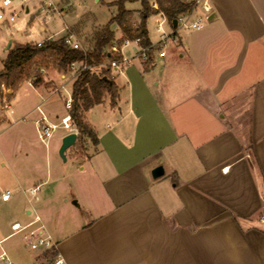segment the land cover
Masks as SVG:
<instances>
[{
  "label": "crops",
  "instance_id": "1",
  "mask_svg": "<svg viewBox=\"0 0 264 264\" xmlns=\"http://www.w3.org/2000/svg\"><path fill=\"white\" fill-rule=\"evenodd\" d=\"M209 6L164 74L126 60L117 106L85 113L97 142L70 152L91 171L73 194L86 215L55 241L67 264H264V0Z\"/></svg>",
  "mask_w": 264,
  "mask_h": 264
},
{
  "label": "rangeland",
  "instance_id": "2",
  "mask_svg": "<svg viewBox=\"0 0 264 264\" xmlns=\"http://www.w3.org/2000/svg\"><path fill=\"white\" fill-rule=\"evenodd\" d=\"M12 1V5L7 8L0 4V14L8 16L16 12L19 16L13 24L0 20V72L3 70L7 52L14 44L31 42L39 44L46 40L72 36L83 50H92L96 32L118 13L117 7L110 6L115 0H53L56 9L51 13H47L46 0ZM126 8L134 12L133 23L140 25L142 14L140 3H128ZM113 28L116 29V39H120L121 31L115 25ZM147 28L152 44L159 46L161 34L157 28L156 16L148 19ZM165 30L169 34L173 33L170 26H165ZM190 31L193 30L181 29L175 37L167 40L166 57H160L159 51L156 50L152 74L159 77L166 72L165 62L176 54L172 45L179 37L185 38ZM10 41L14 44L8 48ZM111 46L117 45L111 44L108 49H111ZM119 50L115 58L130 60V64H126V69L130 68L133 72L139 66L143 68V65H140L142 62L139 55L140 47L136 42L128 43ZM39 68L44 69L43 84L34 87L29 78H25L14 91L2 85L0 93V195L4 191L12 192V201L9 203L0 201V242L14 264H54L57 256L45 253L46 248L36 250L31 248L30 231L43 226V237L55 242L61 233L79 224L81 212L86 215L85 209L74 207L73 194L74 192L78 194V189L82 187L77 179L78 169L86 166L89 173L90 164L81 165V160L77 161L70 155L74 147L68 150V161L61 157L63 137L70 133L69 130L59 126L52 137L43 142L39 137L37 125V121L42 117H46L51 123L61 124L62 119L68 115L65 103L72 98L75 77L70 71L67 74L60 73L53 62L48 66L41 64L33 66L31 77L36 75ZM94 74L101 75L102 71L97 69ZM120 74L119 72L118 76ZM63 75H66L65 79H62ZM118 81L120 84L123 83V77L120 76ZM156 81L163 83V80ZM4 87L11 89L12 93H5ZM58 88L60 93L57 92ZM156 91L162 99L164 86L161 85ZM13 97L16 98L18 107L15 113L10 115L5 109V100L11 101ZM111 101V96L106 95L103 103L111 106ZM101 109L102 107L93 109L90 113L91 119L97 120L99 118L97 112ZM80 112L85 120L83 109ZM80 146L81 148L77 149L80 157L87 150L89 153L95 152L94 143L90 139L81 142ZM87 178V182L94 181L90 176ZM37 186L40 187V191L33 197L28 190ZM79 197L83 203L87 201L86 198ZM26 210H31L32 215L28 216ZM36 217H39V221L33 226L20 232L12 230L15 222L25 227L28 221L35 220Z\"/></svg>",
  "mask_w": 264,
  "mask_h": 264
},
{
  "label": "trees",
  "instance_id": "3",
  "mask_svg": "<svg viewBox=\"0 0 264 264\" xmlns=\"http://www.w3.org/2000/svg\"><path fill=\"white\" fill-rule=\"evenodd\" d=\"M128 3H140L142 7L140 25L133 23L134 12L126 8ZM154 3L158 5V10L152 7ZM110 6L117 7L118 13L107 25L96 32L92 50L74 49L66 44V37L46 40L41 46L32 42L15 44L3 62V70L0 72V93L2 85L14 91L25 78H29L34 87L43 84L45 80L43 68H39L33 77L30 75L36 64L48 66L53 62L60 73L67 74L73 63L100 67L114 59H119L115 58L118 54L112 51L113 46L108 49L109 45L114 43L121 49L126 44L139 40L140 48H148L153 45L147 28L149 18L163 13L168 22L174 26V21L180 15L191 11L195 3L193 0H115ZM113 25L122 33V37L118 40ZM155 52V49H151L147 52L146 59L141 58L143 70L146 73L150 72L155 65ZM110 71V68L103 69L101 75L94 74L90 70L85 71L73 84V102L69 114L79 131L78 148H81V142L87 139L92 140L93 143L97 142L96 134L84 120L81 109L86 113L92 107L103 104L106 95L111 96L112 107L118 104L120 91L115 80L110 78ZM45 253L54 257L58 255L56 247L46 249Z\"/></svg>",
  "mask_w": 264,
  "mask_h": 264
},
{
  "label": "built area",
  "instance_id": "4",
  "mask_svg": "<svg viewBox=\"0 0 264 264\" xmlns=\"http://www.w3.org/2000/svg\"><path fill=\"white\" fill-rule=\"evenodd\" d=\"M195 3L194 8L185 13L180 15L176 21H177V27L172 26L166 16L163 13H159L156 15V24L158 31L161 34V41L159 46L152 45L148 48H140V58L146 59V54L149 50L155 49L157 52L159 51L160 57H165L167 55L166 52V42L168 39L173 38L176 36V34L181 30V29H190L193 31H201L203 30L205 26V22H207L208 15L210 10L209 6V0H193ZM13 1L12 0H0V4L3 8L10 7L12 5ZM46 6H47V13L54 12L56 9V3L53 0H46ZM152 7L155 10H158L159 7L156 3L152 5ZM202 9L204 13H200L199 10ZM18 14L16 12L10 14V15H5V14H0V20L9 22V23H15L16 19L18 18ZM165 26H170L173 29V33L169 34L165 30ZM65 42L67 45L71 46L74 49H82L81 46L79 45L78 42H76L72 36H67L65 39ZM136 43H139V40L136 41ZM43 42L39 43L38 45L41 46ZM113 52L119 53L120 50L117 48V46L112 47ZM126 60L124 59H114L110 62H108L105 65H102L100 67H92L89 65L85 64H78V63H73L69 69L70 73L73 74L75 77V81L78 79V77L85 71H91L95 72L97 69L98 70H103L110 68V78L115 80L118 76V73L122 72L124 67H125ZM64 88V87H62ZM5 93L11 94L12 91L5 88L3 89ZM57 92L60 93L59 88L57 89ZM5 100V99H4ZM72 98L68 99L65 103L66 109L68 110V115L62 119L61 124H55L51 123L46 117H42L39 121H37L38 125V131H39V137L43 142H46L49 140L53 133L55 132L56 129H58L59 126L64 127L65 129L69 130L70 133H77L79 136V131L75 127L74 123L72 122L71 116L69 114L70 110L72 109ZM16 106V102L14 99L11 101H6L5 100V109L7 113H14V107ZM31 196L36 197L37 193L39 192V187L33 188L28 190ZM1 201L3 202H9L12 199V192L11 191H4L1 194L0 197ZM264 220V217L262 218ZM39 221V218H37L35 221L32 223L28 224L25 227H22L20 223H15L12 225V230L14 232H20L23 231L34 224H36ZM43 226H39L36 229H33L29 233V238H30V246L32 249L36 250L39 248H46L49 249L51 247H56V243L53 242L50 238H44L43 237ZM0 264H14L12 262L11 257L9 256V253L6 251V249L2 246V242H0ZM54 264H67L65 260L61 256H57L54 260Z\"/></svg>",
  "mask_w": 264,
  "mask_h": 264
},
{
  "label": "water",
  "instance_id": "5",
  "mask_svg": "<svg viewBox=\"0 0 264 264\" xmlns=\"http://www.w3.org/2000/svg\"><path fill=\"white\" fill-rule=\"evenodd\" d=\"M208 21L210 22L211 18H209ZM174 26L177 27V21L176 20L174 21ZM11 44H12V41L9 42L8 48H10ZM105 79L107 80V78H105ZM77 140H78V134L77 133H70L64 138L63 144H62V147L60 150V155L64 161L67 160V151L71 147H74L76 145ZM163 175H164V168L162 166H158L152 172V176L154 179H158Z\"/></svg>",
  "mask_w": 264,
  "mask_h": 264
}]
</instances>
